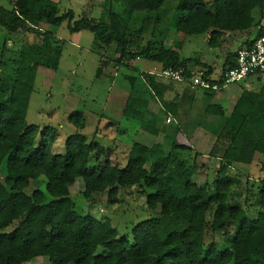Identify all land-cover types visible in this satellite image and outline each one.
I'll return each mask as SVG.
<instances>
[{
	"label": "trees",
	"instance_id": "1",
	"mask_svg": "<svg viewBox=\"0 0 264 264\" xmlns=\"http://www.w3.org/2000/svg\"><path fill=\"white\" fill-rule=\"evenodd\" d=\"M8 1L11 10L0 5V26L10 33L42 35L44 43L9 54L15 81L8 93L0 89V166L7 161V173L0 181V264H25L38 257H47L49 264H264V187L260 212L250 218L236 200L241 181L229 173L244 170L257 159L264 170V73L253 75L259 88L243 89L232 109L220 104L205 107V116L225 119L208 153L219 163L213 181L201 180L205 164L181 160V152L192 147L177 141L183 132L175 122L170 123L174 135L159 127L161 142L134 143L123 167L112 162L113 148L88 143L80 133L66 139L64 154H55L57 130L27 121L38 70L59 67L60 47L47 46L55 36L48 27L69 21L71 34L83 29L94 34L101 55L98 78L110 63L135 72L138 58L161 69H182L187 75L198 62L211 76L214 69L209 64L182 59L178 49L169 46L171 31L185 36L208 34L211 48L244 35L243 46L249 47L264 36V0H104L98 21H75L72 10L60 16L54 0ZM235 58L236 53H228L223 72ZM2 65L0 60V69ZM134 74L126 79L135 87L139 75ZM141 77L163 100L167 87L161 79ZM224 90L203 92L211 96ZM133 101L128 99L125 115L141 121L142 112L133 109L129 114ZM172 104H165V111L178 116V104ZM70 121L83 128L78 115ZM41 176L47 179L45 191L29 194L31 182ZM78 180L86 199L106 196L112 204L118 202L120 189L138 186L147 191V206L157 215L137 224L131 238H119L110 222L76 211L71 188ZM12 225L15 229L6 232ZM99 248L104 249L101 255Z\"/></svg>",
	"mask_w": 264,
	"mask_h": 264
},
{
	"label": "rangeland",
	"instance_id": "2",
	"mask_svg": "<svg viewBox=\"0 0 264 264\" xmlns=\"http://www.w3.org/2000/svg\"><path fill=\"white\" fill-rule=\"evenodd\" d=\"M55 1L58 3L60 16L72 10L75 21L82 18L98 21L102 17L104 0ZM167 4L169 3L167 2L165 7ZM0 5L7 10L12 9L8 0H0ZM173 11L168 14L167 19L171 18ZM68 25L69 21H65L60 27L47 28L55 32L54 39L46 42L47 46L52 50L60 47L59 67L57 70L47 68L38 70L27 114L29 124L38 125L41 129L51 126L57 130L58 137L53 152L59 155L64 154L66 139L80 133L86 137L88 143L94 142L104 148H113L112 162L124 167L134 142L147 145L161 142L162 136L159 132L162 127L167 129L169 135H174L164 108L168 103L167 97H163V100L155 97L154 91L141 76L137 77V86H132L126 77L135 75L134 72L116 66L114 63H110L104 74L98 78L101 55L95 45L94 34L87 29H83L79 34L75 33L76 35L71 34ZM170 35L172 40L169 41V46L178 49L182 59L201 60L212 65L214 79L221 76L228 53H235V50L247 39L244 35L234 37L225 42L223 49H220L209 46L208 34L185 36L172 30ZM43 39L42 35L33 33H10L0 26V60L5 63L0 69V89L8 93L15 81L9 54L12 51L18 52L28 45L42 44ZM5 44L6 49H3ZM103 55L108 54L104 52ZM140 62L137 61L133 65L139 69L153 67H157L153 70L161 69V65L157 63H148L143 60ZM257 79V76H253L211 96L204 95L203 90H196L197 100L189 104L185 102L182 106L184 111L181 121L189 124L200 123L203 126L198 127L199 130L196 133L189 131H196L197 128H188V131H184L177 139L180 144L192 147L191 150L181 152V160L186 164H193L196 160L199 164L206 165L201 180L204 181L209 177V180L213 181L216 176L219 163L211 159L208 153L215 134L225 121L221 117L205 116V107L208 104H220L227 110L232 109L243 89L257 90L259 88ZM188 94L189 91L186 92V95ZM172 95L174 96L175 93ZM182 95L186 99L185 93H180V96ZM130 97L135 101L131 103V109L128 112L132 113L133 109L142 112L141 121L127 119L125 115V108ZM75 115H78L83 123V128L80 130L70 121V117ZM143 123L146 127L153 124L158 127L151 126L150 129H145L144 135L137 136L140 127L144 126ZM262 167V160L257 159L252 165L245 166L244 170L235 168L229 172L241 181V184L236 187V200L244 206L250 218L257 217L260 212V191L264 187ZM6 173L7 161L5 160L0 166L1 182L4 181ZM46 183L47 179L41 176L40 179L31 182L27 192L31 194L37 189L45 191ZM82 191L83 184L78 180L71 188V199L76 211L81 215H92L100 221L110 222L117 230L119 238H131L132 230L137 224L157 215L147 206V191L138 186L132 190L120 189L117 196L118 202L115 204H112L106 196L101 199L98 197L94 201L88 200ZM14 229L15 225H12L6 232ZM218 241L221 242L219 236ZM103 253L104 249L99 248L97 254ZM25 264H49V259L38 257Z\"/></svg>",
	"mask_w": 264,
	"mask_h": 264
},
{
	"label": "built area",
	"instance_id": "3",
	"mask_svg": "<svg viewBox=\"0 0 264 264\" xmlns=\"http://www.w3.org/2000/svg\"><path fill=\"white\" fill-rule=\"evenodd\" d=\"M140 61V58L137 59ZM139 76L152 75L161 80L174 83H183L192 90L218 91L229 88L249 79L255 74L264 73V36L253 40L252 44L247 47L243 46L236 51L234 65L224 71L218 79L213 76H206L204 71L187 73L182 69L167 67L157 70L135 69ZM171 122V117H168Z\"/></svg>",
	"mask_w": 264,
	"mask_h": 264
},
{
	"label": "crops",
	"instance_id": "4",
	"mask_svg": "<svg viewBox=\"0 0 264 264\" xmlns=\"http://www.w3.org/2000/svg\"><path fill=\"white\" fill-rule=\"evenodd\" d=\"M55 1V0H54ZM76 34H79V33H76ZM75 34V35H76ZM229 39H227L226 40V42L228 41ZM245 43V41H243L242 43H241V46L240 47H242L243 46V44ZM223 45L221 46V47H219L220 49H223ZM239 47V48H240ZM238 49V48H237ZM237 49L235 50V53H236V51H237ZM201 61V60H200ZM138 62H140V61H138ZM202 62V61H201ZM141 63V62H140ZM148 63H151V62H148ZM203 63H207V62H203ZM207 64H209V63H207ZM224 64H225V61H224ZM224 64H223V67H224ZM210 65V64H209ZM212 68H213V66L212 65H210ZM135 69L137 68V67H135V66H133ZM155 68H157V67H153L152 69H145V70H153V69H155ZM137 69H139V68H137ZM144 69V68H143ZM195 69H197V70H195ZM214 69V68H213ZM190 70L193 72V73H196V72H201V71H204V72H206V71H208L209 69L208 68H204L203 67V65H201L200 63H195V64H193V65H191L190 66ZM135 73V72H134ZM223 73V68H222V71H221V74ZM162 82H163V85L165 86V87H167L166 89V92H165V94H164V97H167V102L168 103H173V104H175V103H177L178 104V106H177V108H178V113H179V115L178 116H175V115H173L172 113H169L168 112V114H167V119H168V117H171V122L170 123H172V122H175L180 128H181V130H182V132L184 133V131L186 132V130L189 128V129H193V128H197V130L196 131H192V130H190L189 132H192V133H196V132H198V130H199V128L198 127H203L200 123H193V124H189V123H187V122H185V121H181V118L183 117V108H182V106L184 105V103L186 102V104H189V103H192L193 101H195V100H197V97H196V93H194V94H192V92L191 91H194V90H192L189 86H187L186 84H183V83H174V82H170V81H166V80H161ZM190 90V92H189V94L188 95H186V92H188ZM225 91V90H224ZM194 92H196V90L194 91ZM173 93H175V95L173 96L172 94ZM180 93H185V95L187 96L186 97V99H185V97L182 95V96H180ZM203 94L204 95H206L204 92H203ZM168 100H170V101H168ZM190 101V102H189ZM173 104H172V106H173ZM165 108V107H164ZM141 129H139L138 130V132H137V136L139 135V134H142V135H144V133L143 132H145V127L143 126V127H140ZM185 130H184V129ZM188 131V130H187ZM204 132V131H203ZM141 135V136H142ZM215 138V137H214ZM214 141H215V139L213 140V142H212V144L214 143ZM135 143V142H134ZM136 143H139V142H136ZM145 145H147V144H145ZM148 146H153V145H148Z\"/></svg>",
	"mask_w": 264,
	"mask_h": 264
},
{
	"label": "water",
	"instance_id": "5",
	"mask_svg": "<svg viewBox=\"0 0 264 264\" xmlns=\"http://www.w3.org/2000/svg\"><path fill=\"white\" fill-rule=\"evenodd\" d=\"M261 28L263 29L264 31V10H263V19H262V22H261ZM241 48V47H240ZM239 49V48H238ZM237 49V50H238Z\"/></svg>",
	"mask_w": 264,
	"mask_h": 264
}]
</instances>
